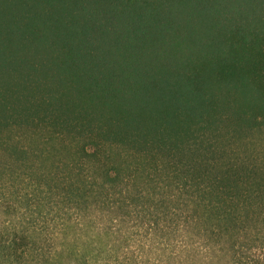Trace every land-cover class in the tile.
<instances>
[{"label": "trees", "instance_id": "obj_1", "mask_svg": "<svg viewBox=\"0 0 264 264\" xmlns=\"http://www.w3.org/2000/svg\"><path fill=\"white\" fill-rule=\"evenodd\" d=\"M264 264V0H0V264Z\"/></svg>", "mask_w": 264, "mask_h": 264}, {"label": "rangeland", "instance_id": "obj_2", "mask_svg": "<svg viewBox=\"0 0 264 264\" xmlns=\"http://www.w3.org/2000/svg\"><path fill=\"white\" fill-rule=\"evenodd\" d=\"M223 264H225V261L223 262Z\"/></svg>", "mask_w": 264, "mask_h": 264}]
</instances>
